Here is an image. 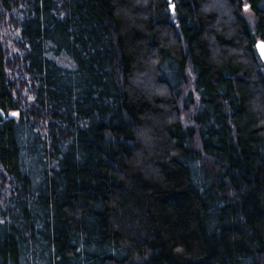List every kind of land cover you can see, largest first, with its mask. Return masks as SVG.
Here are the masks:
<instances>
[{
	"label": "trees",
	"instance_id": "trees-1",
	"mask_svg": "<svg viewBox=\"0 0 264 264\" xmlns=\"http://www.w3.org/2000/svg\"><path fill=\"white\" fill-rule=\"evenodd\" d=\"M259 39L264 0H0V264H264Z\"/></svg>",
	"mask_w": 264,
	"mask_h": 264
},
{
	"label": "water",
	"instance_id": "water-1",
	"mask_svg": "<svg viewBox=\"0 0 264 264\" xmlns=\"http://www.w3.org/2000/svg\"><path fill=\"white\" fill-rule=\"evenodd\" d=\"M171 9L173 8L171 7ZM255 48L261 62L264 64V40L263 39L257 40L255 43Z\"/></svg>",
	"mask_w": 264,
	"mask_h": 264
},
{
	"label": "snow or ice",
	"instance_id": "snow-or-ice-1",
	"mask_svg": "<svg viewBox=\"0 0 264 264\" xmlns=\"http://www.w3.org/2000/svg\"><path fill=\"white\" fill-rule=\"evenodd\" d=\"M13 115H16L15 113Z\"/></svg>",
	"mask_w": 264,
	"mask_h": 264
}]
</instances>
